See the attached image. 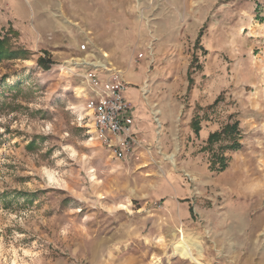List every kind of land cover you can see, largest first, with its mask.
Masks as SVG:
<instances>
[{"label": "rangeland", "instance_id": "1", "mask_svg": "<svg viewBox=\"0 0 264 264\" xmlns=\"http://www.w3.org/2000/svg\"><path fill=\"white\" fill-rule=\"evenodd\" d=\"M30 5L22 19L74 41L58 58L16 31L0 61V264H264V0ZM82 59L120 68L147 112L125 158L71 123L80 77L58 65ZM181 232L199 262L174 247Z\"/></svg>", "mask_w": 264, "mask_h": 264}, {"label": "built area", "instance_id": "2", "mask_svg": "<svg viewBox=\"0 0 264 264\" xmlns=\"http://www.w3.org/2000/svg\"><path fill=\"white\" fill-rule=\"evenodd\" d=\"M88 45V41L84 40L79 49L87 50ZM101 55L103 58L107 56L105 52ZM66 63L58 65L59 71H68L80 77L76 86L78 92L73 90L78 100L66 106L72 115L71 123L81 128L88 140L100 141L119 158H125L143 147L142 140L133 130L134 107L124 95L128 83L122 70L101 59H82L70 66Z\"/></svg>", "mask_w": 264, "mask_h": 264}, {"label": "crops", "instance_id": "3", "mask_svg": "<svg viewBox=\"0 0 264 264\" xmlns=\"http://www.w3.org/2000/svg\"><path fill=\"white\" fill-rule=\"evenodd\" d=\"M24 5L23 8L26 10H31L33 7L30 5V0H0V31H6L8 28H11L15 31H18L20 41L31 50H38L39 47L47 49L50 53L58 52L57 54L53 53V56L58 58H67L71 54V45H73V39L68 36L63 29L60 30V25L58 23L50 22L48 23V28L40 27V23H36L33 19V12H24L23 19L18 14L17 9H20V5ZM32 18V20H31ZM55 49V50H54ZM141 102H138L136 105H133L134 110V119L135 123L133 129L136 126L146 125L148 122L147 112L142 105H139ZM210 130H204L203 136L206 138Z\"/></svg>", "mask_w": 264, "mask_h": 264}, {"label": "trees", "instance_id": "4", "mask_svg": "<svg viewBox=\"0 0 264 264\" xmlns=\"http://www.w3.org/2000/svg\"><path fill=\"white\" fill-rule=\"evenodd\" d=\"M16 34L17 33L15 30L8 28L6 30V32L3 34V36L0 37V61L3 59H12V58L16 57L17 50L11 46L10 38H9L10 35L16 36ZM197 41H198V37H197ZM38 62L41 65H43L45 68H48L45 65V61L43 60V58L39 57ZM190 82H191V78H189V84H188L187 89L190 87ZM218 99L219 98L217 97L213 103H216L218 101ZM191 127L196 132H198V130L200 129V126H199L197 120H195V119L191 120ZM233 128H234V124L226 123L220 130L210 132L207 136V139H206L207 144H211L213 141L218 140L222 135H228L230 133V131H232ZM237 145H238V143L234 142V143L228 145L227 148H236ZM218 159L220 161L219 167H220V169H223L225 167L224 158L222 156H219ZM211 165L214 166V162H212ZM189 210L191 212V208H189Z\"/></svg>", "mask_w": 264, "mask_h": 264}, {"label": "bare ground", "instance_id": "5", "mask_svg": "<svg viewBox=\"0 0 264 264\" xmlns=\"http://www.w3.org/2000/svg\"><path fill=\"white\" fill-rule=\"evenodd\" d=\"M156 120H157V124H158V126H159L158 119H156ZM46 173H47V176L49 177L50 180H54V179H55L54 174H53L52 172L47 171ZM186 240H187V239H186V236L184 235L183 232H181V233H180V240L177 241V242L174 244V247H176L177 249L179 248L180 253L183 255V257H184V255H185L186 257H189V258H190L191 260H193L194 262H199V260H198L196 257L193 256L194 253H192V251H191L190 248L188 247V245H190V244L187 245ZM187 241H188V240H187ZM193 244H195V246L197 247V249L200 251V247H199V245H198L197 243H193ZM193 244H191V245H193ZM195 246H194V247H195ZM200 252H201V251H200ZM178 253H179V252H178ZM197 253H198V251H197ZM182 255H181V256H182ZM197 257H198V256H197Z\"/></svg>", "mask_w": 264, "mask_h": 264}]
</instances>
